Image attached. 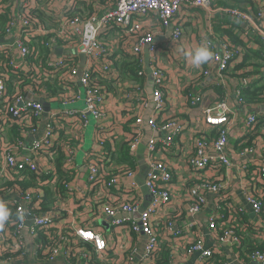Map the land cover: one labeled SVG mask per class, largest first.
Listing matches in <instances>:
<instances>
[{"label":"crops","instance_id":"obj_1","mask_svg":"<svg viewBox=\"0 0 264 264\" xmlns=\"http://www.w3.org/2000/svg\"><path fill=\"white\" fill-rule=\"evenodd\" d=\"M115 1L109 0V3L105 5L97 2L98 7L94 9L97 11L95 14L110 8L115 4ZM213 1L216 7L212 10L198 8L189 3L180 8L175 19L183 27V36L180 42H174L171 39L169 30H165L161 26L157 16L150 15L146 17L140 33L148 31L154 34L156 51L154 54H149L146 50L143 52L145 76L142 79H144V86L135 83L127 75L121 77L112 62L113 60L120 65L121 62L133 55L131 45L135 34H126L123 32V28H114L102 35L101 40L108 50V57L105 58V62L110 63L112 74L110 77H104L99 72L98 66H96V69L91 70L98 78H102L108 84V89L102 92L105 100L102 116L95 119L88 113L86 117L88 121L85 123L77 122L72 116L67 117L65 121L61 119L58 121L62 126L64 135L72 142V145L68 146L70 156L69 159L58 166H56L55 159L50 164L54 170L59 167L57 171L59 174L62 173L60 183H65L62 177L69 178L74 190L71 195H68V199L63 202L61 195L55 188L59 181L50 186L47 185L45 190L39 189L37 193H40L44 199L49 196L51 199H55V203L65 207L59 222L56 226H53L54 229H57L56 233L69 231L79 226H89L105 236L108 243V254L98 264H146L147 261H150V264L155 263L152 257H144L146 236L130 231L128 227L112 226L110 217L102 212L100 200L97 199H103V189L100 188L97 193L96 191H90V183L87 180L88 164L94 160L93 155L103 153L107 158V169L112 174L129 165L135 170V175L125 177L118 188L112 189V193L124 198L135 196L139 203V212L142 208L145 209L150 203L149 192H145L142 186L145 185V177L149 171V161L145 154L147 139L158 134L145 123V120L148 121L149 117L152 116L159 117V121L168 118L180 119L185 125L183 131L175 138L172 146H166V150L158 152L161 158L170 164V170L173 173L171 187L174 199L172 204L165 207L162 212H166L169 219L174 218V227L178 232L177 235H173L174 233L169 231L166 226L169 219H165L164 216L161 219L162 212L157 214L155 220H158L154 222L153 228L159 232L160 246H158L154 255L161 256L160 259L166 261L164 255L167 254L169 256L168 264H201V253L198 254L199 251L190 249L198 240L202 242L205 248L212 249V255L220 256L222 258L220 260L224 261L223 263L257 264L256 261L250 259L247 253L240 255L236 249L237 246L230 244L229 241L220 240L219 234L210 228L209 221L212 216H218L217 223L221 226L232 224L239 233H252L248 229L247 231L241 230L245 227V222L264 228L262 214L260 216L256 215L252 206L245 202L244 197L245 191L253 192L254 188L257 193L264 191L259 185L261 178L258 175L259 166L264 163V124L259 123L250 137H246L245 133L247 116L252 113H263L264 100L250 101L245 98L246 93H244L248 92L249 95H252L256 88H264V39L261 33L256 30V21H241L225 17L219 12L218 8L227 6L226 3H232L230 0ZM245 1H254V5L256 4L254 7L256 8H258L260 2H264V0ZM245 1H241V5H245L244 7L247 10L249 4H244ZM92 2L95 1L82 0L79 2V8L87 9L84 16L91 15V9L88 8H90ZM61 3L62 0H56L51 9L47 7L45 9H47V12L61 11ZM13 8L11 9L13 10ZM59 21L60 18L57 17L55 19L56 24L53 25L50 20V24L54 26L50 29L59 28ZM260 26L264 31V22ZM214 36L226 38L238 49L240 48L239 55L233 60L229 70L223 74L220 80L213 72L208 75L204 73L205 70L211 69V60L196 67L191 64L190 59L185 55L187 51L205 43ZM6 40L8 43H12L10 38ZM2 42L5 41L2 40ZM64 42L68 43L69 47L60 46L61 55L69 53L76 56L77 54L76 59L81 67L80 52H73L74 49L71 50L75 44ZM56 49L52 52L56 55H51L53 58L61 56L56 54ZM146 53H148L149 62L146 61ZM49 54L48 60L51 58ZM247 54L249 57H246ZM92 65L93 63L86 59L85 66L90 67ZM85 66L83 70L86 69ZM24 68L27 69V66H24ZM155 68L161 70L164 82L165 104L159 110L156 109L154 100L151 102V94L153 99L154 89L153 69ZM79 76L80 73L75 77L72 89L68 85H64V88L59 85L62 92L54 93L52 89L43 88V96L32 91H28L22 96L26 101H35L30 99L29 96L44 98L48 104L47 110L49 112L55 111L58 113L65 109L86 110V90L80 84ZM137 85L138 87H136ZM43 86L45 87V85ZM149 88L152 89L151 94ZM65 95L70 97L73 95V98L75 95L78 100L72 104L64 105L60 98ZM196 97H199L200 100L194 104L193 100ZM222 100H225L232 110L229 113L231 126L229 130L230 145L228 147L232 165L226 168L217 164L215 168L194 171L191 169L188 159L195 151L196 137H204L208 144H211L216 138L215 129L212 126H207L205 122V111ZM44 109L47 111L45 107ZM0 110H3V108L1 107ZM139 117L143 118L141 124L135 122ZM44 120L46 119L44 118ZM26 121L27 116L24 115L15 124H6L3 129L1 146H5L9 141L16 140L21 134L27 132L25 123L28 122ZM100 127L108 133L107 138L104 139V145L101 144ZM133 128L140 135L138 136V147L131 155L129 152L125 153L129 146L127 145L125 149V140L132 137ZM149 131L151 132L148 136ZM6 134H9L10 137ZM244 136L246 138L240 141ZM57 138L62 142L63 136L60 135V132L57 134ZM36 139V135L33 134H26L23 137L24 144L27 147L31 146L30 144ZM252 139L254 140L253 152L240 155L238 145L246 140L252 141ZM142 146L143 149L141 150ZM212 151L211 149L210 152ZM141 152L142 156L140 155ZM44 163H46L45 159ZM71 170L72 174L70 175ZM201 180H218L222 184V190L220 192H207L206 205L200 212L191 214L188 210L192 202L190 190L193 186L199 184ZM8 181L9 178L2 180L3 183ZM84 192L88 193L89 196ZM18 195L12 194L10 198L15 200ZM240 207L243 210L240 211ZM126 215L123 214V216ZM135 215L137 216L139 213ZM7 233L10 234L9 231ZM247 237L253 238L249 234ZM254 238V240L260 239L256 236ZM23 242L24 252H22V258L17 260L16 264H47L49 262H54L53 264H73L62 256H58L54 260L42 259L41 252L36 250L37 248L30 239L27 230L24 231ZM86 247L89 248V246ZM205 264H210V261Z\"/></svg>","mask_w":264,"mask_h":264},{"label":"built area","instance_id":"obj_2","mask_svg":"<svg viewBox=\"0 0 264 264\" xmlns=\"http://www.w3.org/2000/svg\"><path fill=\"white\" fill-rule=\"evenodd\" d=\"M34 1H46V4L42 3L41 5L42 8L47 7L48 9H51L56 2V0H0V10L8 12L10 15V21L6 26L5 33L0 36V108H3V110H0V203H4L7 206L9 213L13 208L17 212V222L12 223L8 219L5 224L0 226V263L16 264L17 260L2 259L1 254L11 248L17 250L20 247H24V231L27 230L30 239L37 248L36 250L41 252L42 259L54 260L56 257L62 256L73 264H95L94 262L98 263L104 260L105 255L108 254V243L105 236L101 232L86 226L73 228L69 230L71 231L70 234L67 231L56 233L57 229H54L53 226H56L59 222L65 207L58 203H51L46 206L49 207L48 210L35 211L37 205L42 203L44 198L40 193H37L38 190L30 189L29 186L23 187V185H29L30 182H33V188L44 187V185L50 186L61 180L62 173L59 174L58 168L57 170L52 169L50 164L55 159L54 154L57 152L59 145H63L57 138L59 132H62V136H64L62 126L58 122L59 119L65 121L67 117L72 116L77 122L85 123L88 121L86 118L88 113L95 119L102 116L105 102L104 95L97 87L90 86V76L93 73L91 70L93 68L96 69V66L99 67V72L104 77H110L112 74L110 63L105 62L108 50L101 40L102 35L114 28H123L124 33L135 34L131 45L132 54L144 62L143 52L146 49L149 54H154L156 51L154 34L148 31L140 33L147 16H157L161 26L165 30H169L171 39L174 42H180L183 36V27L182 24L175 20L180 8L184 4L189 3L198 8L212 10L216 7V4H214L213 0H116L113 6L97 14L69 16L68 14L78 7L79 2L82 0H62L61 11L47 12V9L44 11V14L52 19L60 18V27L49 31L44 24L39 23L37 25L26 16L28 11L25 12L23 6ZM9 6L11 8L14 7L13 10H7L6 8ZM218 10L225 17L247 22L256 21V30L261 33L264 39V31L260 26L264 22V2L259 3L256 12H247L228 6H223L218 8ZM31 36L45 39L46 42L43 44V48L51 52L60 46H65L67 43L64 41L71 42L75 44L71 48V50L74 49L72 51L85 54L87 60L89 59L93 63L90 67L85 66L86 69L83 70L79 79L80 84L86 90V110L65 109L58 113L55 111L49 112V110L45 111L44 106L40 102L26 101L22 95L18 96L8 106L6 102L8 73L4 68L5 60L2 58L8 56L10 60L8 64L15 70L24 69L26 71L24 66H27V68L30 66L36 67L35 65H29L27 61L28 56L36 51L34 47L31 49L26 43ZM2 38L5 42H2ZM9 38L10 40L13 39L12 43H8L6 40ZM205 44L210 47L214 56L211 60V69L205 70L204 73L208 75L213 72L220 80L223 74L229 70L233 60L239 55L240 49L231 44L226 38L218 36L211 37ZM47 63L48 69L46 70L48 74L45 76L57 70H68L69 74L66 80L70 83L67 82L64 85H68L70 88L73 86L75 77L79 73L80 64H78L75 57L72 58V54L66 53L57 58H50ZM39 69L41 74L38 80L44 81L43 68ZM23 74L27 75L26 72ZM153 76V100L156 109L159 110L165 104L164 82L161 70L159 68L153 69ZM28 91L37 92L34 89H29ZM72 96L65 95L60 99L64 105H69L78 100V97L74 95L73 98ZM262 99L264 100V93ZM199 100L200 98L196 97L193 103L196 104ZM231 111L225 100L218 101L217 104L206 109L204 114L205 122L207 126H212L216 129L217 135L211 144H208L204 137H196L195 151L188 159L192 170L198 172L206 168H215L217 164L226 168L232 165L228 150L231 126L229 113ZM24 115L27 116L26 122L28 123H25L27 132L21 134L16 140L9 141L5 146H1L5 125L15 124ZM158 118L157 116H152L148 119V125L159 135L149 137L146 145L145 154L149 161V171L145 177V186L150 193V203L145 209L139 212L140 207L135 196L124 198L112 193V189L118 188L125 177H133L135 175V170L131 166H125L122 170L112 174L107 169L106 156L100 153L93 155L94 160L88 164L87 176V180L90 183V191H96L97 193L100 188L104 191L103 199H97L100 200L102 212L110 217L111 225L128 227L130 231L145 235L147 242L144 246V257H152L154 261V254L158 246H160L159 232L153 228L154 222L158 220H155V216L162 212L165 207H169L174 199L171 187L173 173L170 170V164L162 159L158 152L166 150V146L171 147L175 138L183 131L185 126L180 119L168 118L159 121ZM135 122L141 124L143 118L139 117ZM259 123L264 124V112L261 114H249L245 121V133L252 134ZM27 127L30 128L27 129ZM99 133L101 135V144L104 145V139L107 138L108 133L102 127L99 129ZM26 134L36 135L37 138L29 147L23 141V137ZM132 134L134 135V140L130 144L131 155L138 147V136L140 133L133 128ZM211 149L213 150L212 152H210ZM66 150L67 154H69L70 148L68 146H66ZM246 152L249 154L253 152V149L240 151L239 154L244 155ZM69 156L70 154L67 159H69ZM44 159L46 163H44ZM71 174L72 170L70 171ZM258 175L261 178L259 185L264 189V163L259 166ZM5 178H9V181L3 183L2 180ZM66 181L65 179L64 193L61 195L62 202L68 199V195H71L74 190L73 185L70 184L71 182ZM220 190H222V184L218 180H201L199 184H196L190 190L192 202L188 209L189 213L196 214L201 211L206 205L207 192H220ZM12 194L19 195L14 200L10 198ZM84 194L89 196L88 193L84 192ZM259 194L255 191V188L253 192H244L245 202L252 206L254 213L258 216L262 214L264 208V201ZM239 210L241 211L243 208L240 207ZM137 213L139 215L136 216L135 214ZM123 214L127 215L123 216ZM163 216L165 219H169L166 212H162L160 218L162 219ZM29 217L33 218V223L28 227L26 223ZM217 221L218 216H212L209 225L214 232L219 234L220 240L229 241L230 244L239 246L242 243V239L233 225L221 226ZM166 226L169 231L174 233L173 235H177L178 231L174 227V221L167 220ZM250 227H252V232H254L256 237H264L263 227L252 224ZM42 234L46 235V242L41 240ZM80 241L82 244L90 243L92 248L83 246L81 250H75L74 245L79 244ZM190 249L201 253V264L207 263L213 253L212 249L205 248L202 242L198 240L195 241ZM249 257L258 264H264V251L256 250ZM146 264H150V261H147ZM223 264L228 263L225 262Z\"/></svg>","mask_w":264,"mask_h":264},{"label":"trees","instance_id":"obj_3","mask_svg":"<svg viewBox=\"0 0 264 264\" xmlns=\"http://www.w3.org/2000/svg\"><path fill=\"white\" fill-rule=\"evenodd\" d=\"M13 1V0H10ZM95 2H92L90 5L91 15H94L97 11H95L94 9H96L98 7V5L96 4L97 2H101L103 3L102 5H105L107 3H109V0H94ZM241 1H245V0H230V2L232 3H226V5L228 7H233V8H238L240 10L243 11H247V12H256L257 8L254 7V1L250 2V1H245L244 4H249L248 9H245V5H241ZM42 3L46 4V1L44 2H40V1H34L32 3H28V5L23 6V10L28 11L26 12V16L28 18H30L32 21H34L37 25L39 23L44 24L49 31H51L50 27H54L53 25L56 24L55 19H52L48 16H46L44 14V11H46L45 8H42ZM225 4V3H224ZM7 10H10L11 7L9 6L8 8H6ZM87 9H81L79 7H76L73 9V11L71 13H69V16H75V15H81L83 16L85 11ZM50 20L51 23L53 25L50 24ZM10 21V15L8 12H2L0 10V36H2L5 33V29L6 26L9 24ZM51 34V33H50ZM54 35V34H52ZM48 37V36H47ZM227 40V39H226ZM46 42L45 39L41 38V37H35V36H31L29 38L28 41H26L27 45L32 49L33 47L35 48V52L31 53L28 58V64L29 65H35L36 67H29L26 69V71L23 70H15L13 68H11V66H9V58L8 56L5 58V56L2 58L5 60L4 63L5 66L4 68L6 69L7 73H8V78H7V85H8V95L6 97V102L8 103V106H10L18 96L20 95H25L27 93V91L29 89H34L37 91V93L41 96L44 95V92L42 91L43 88H48V89H52V92H62L59 85L62 86V88H64V83H67L68 81L66 80V77H68V70H63V71H55L54 73H50L48 76H45L46 74H48V71L46 69L48 66V54L51 57L52 56H56L54 53L52 54L51 51H49L48 49L43 48V44ZM62 43V42H61ZM59 43V44H61ZM71 43V42H69ZM232 44V43H231ZM69 47V44H65V48ZM240 49V48H239ZM47 55V56H46ZM75 57L77 58V55L74 56L72 55V58ZM108 56H106L105 58H107ZM246 57H249V55L247 54ZM53 58V57H51ZM113 66L116 69V71H119L120 76H124L127 75V77L129 79H131L132 81H134L135 83H139L141 86H144V79H142L143 76H145V70H144V65H143V61L136 57L135 55H131V57H128L127 60L123 61L120 63L113 61ZM28 65V66H29ZM39 68H43V72L44 73V81L38 80V77L41 74V71ZM26 72L27 75H24L23 73ZM131 77H134L133 79ZM43 82H45L43 84ZM70 83V82H68ZM45 85V87L43 86ZM108 84H106V82L103 81L102 78H98L96 76L95 73H92L90 76V86L92 87H97L99 91L104 92L108 89ZM55 86V87H54ZM135 87V86H134ZM138 87V85L136 86ZM246 93L245 98L250 100V101H261L262 100V95L264 93V88H256L253 92L252 95H249L248 92H244ZM43 94V95H42ZM214 133L217 135V131L216 129L214 130ZM60 135H62V132H60ZM251 133L246 134V137H250ZM216 137V136H215ZM245 136L240 140L243 141L245 138ZM61 138V136H60ZM1 139V137H0ZM134 140V135L132 134V137L130 139H126L125 140V149L128 146V148L125 150V153L127 154L129 152L130 154V144L133 142ZM62 144L63 145H59V148L57 149V152L54 154V158H55V163L56 166H58L60 163H62L63 161H65L68 158V154H67V150H66V146H70L72 145V142L66 138V136H63V140H62ZM70 144V145H69ZM240 148V151H244V150H249L250 148H252L254 146V140L252 139V141H248L246 140L245 142L240 143V145H238ZM131 163V162H130ZM59 168V167H57ZM66 178L62 177V180H65ZM67 181H69V178L66 179ZM61 180H59V183L56 184L55 188L57 189V191L59 192L60 195H62L64 193V186L65 183H60ZM66 181V182H67ZM34 184L33 182H30L29 185H23V187H30V189H42L45 190L47 187H32ZM49 194V192H48ZM262 199L264 200V191L260 192V194ZM51 203H55V199H51L49 196H47L44 201L40 204L37 205V208L35 211L37 212H42L45 210H48L49 207H46L47 205L51 204ZM264 205V204H263ZM43 207V208H41ZM264 207V206H263ZM16 209L13 208L10 211V215H9V220L14 223L17 222L16 220ZM262 222L264 223V208H263V212H262ZM169 221H174V218H170ZM245 227L242 228L241 230L244 231H252V227H250L251 224L249 223H244ZM89 227V226H88ZM251 229V230H250ZM68 234H70L71 232L67 231ZM253 233V234H252ZM247 232V233H239L238 234L241 236L242 239V243L237 246V250L240 253V255H245L246 253L248 255H250L251 253H253L256 250L259 251H264V239L260 238L259 240H254L256 238H254L255 234L254 232ZM251 235V237L253 238H249L247 237V235ZM61 236V234H60ZM41 240L46 242V235L42 234L41 235ZM83 246H89V248H92V245L90 243H84L82 244V242L80 241L79 244L74 245L75 250L79 251L82 249ZM22 252H24V247H20L19 249L15 250V248H11L10 250H6L4 253L1 254V258L3 259H9V260H18L22 257ZM154 258L156 259V261H154V264H168V260H169V256L167 254L164 255V258L166 259H160L161 256H154ZM220 259H222L220 256L218 257L216 254H213L208 262L210 261V264H222L224 261H221ZM95 264H98L96 262H94Z\"/></svg>","mask_w":264,"mask_h":264},{"label":"clouds","instance_id":"obj_4","mask_svg":"<svg viewBox=\"0 0 264 264\" xmlns=\"http://www.w3.org/2000/svg\"><path fill=\"white\" fill-rule=\"evenodd\" d=\"M185 55L190 59L193 66L199 67L212 60L214 53L207 44L202 43L194 49L187 51ZM9 215L7 206L4 203H0V226L8 221Z\"/></svg>","mask_w":264,"mask_h":264},{"label":"water","instance_id":"obj_5","mask_svg":"<svg viewBox=\"0 0 264 264\" xmlns=\"http://www.w3.org/2000/svg\"><path fill=\"white\" fill-rule=\"evenodd\" d=\"M1 40H3V38L1 39ZM13 39H11V41H12ZM62 50H61V48H58V49H56V54L58 55H61V52ZM146 51L148 52V50L146 49ZM73 52H76V51H73ZM80 57H81V67H80V69H79V73H80V75L82 74V71H83V68H84V66H85V63H86V59H87V57H86V55L85 54H80ZM146 61L147 62H149V57H148V53H146ZM79 78H80V76H79ZM149 92H150V94H151V92H152V89L151 88H149ZM31 95V94H30ZM30 97V99H33V100H35V101H38V102H40L45 108H46V110L48 109V104L45 102V99L44 98H42V97H32V96H29ZM151 102H153V99H152V94H151ZM48 111V110H47ZM145 123H147V125H148V121L147 120H145ZM150 132L151 131H149V133H148V136L150 135ZM149 138V137H148ZM148 140V139H147ZM143 149V146L141 147V150ZM140 155L142 156V152L140 153ZM143 186V188H144V191L145 192H148V188L145 186V185H142ZM149 196H150V193H149ZM142 210H143V208H142ZM142 210H140V211H142ZM32 223H33V218H31V217H29L28 218V221H27V226L29 227V226H31L32 225ZM28 242H29V239H28ZM198 254L200 253V252H197ZM232 260V259H231ZM54 262H52V263H47V264H53ZM0 264H10V263H0ZM39 264V263H38ZM258 264V263H257Z\"/></svg>","mask_w":264,"mask_h":264},{"label":"rangeland","instance_id":"obj_6","mask_svg":"<svg viewBox=\"0 0 264 264\" xmlns=\"http://www.w3.org/2000/svg\"><path fill=\"white\" fill-rule=\"evenodd\" d=\"M91 119H93V117H91ZM11 132V131H10ZM6 136L10 137L9 134H6Z\"/></svg>","mask_w":264,"mask_h":264}]
</instances>
